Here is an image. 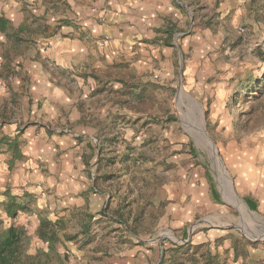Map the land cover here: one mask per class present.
I'll return each mask as SVG.
<instances>
[{
	"label": "rangeland",
	"instance_id": "374dc122",
	"mask_svg": "<svg viewBox=\"0 0 264 264\" xmlns=\"http://www.w3.org/2000/svg\"><path fill=\"white\" fill-rule=\"evenodd\" d=\"M209 1L190 0L199 28L154 31L101 71L108 114L68 146L81 172L61 188L86 203L37 214L54 246L32 214L0 212L27 230L25 264H264V0Z\"/></svg>",
	"mask_w": 264,
	"mask_h": 264
},
{
	"label": "crops",
	"instance_id": "0c3cea01",
	"mask_svg": "<svg viewBox=\"0 0 264 264\" xmlns=\"http://www.w3.org/2000/svg\"><path fill=\"white\" fill-rule=\"evenodd\" d=\"M189 4L197 9L190 0H0V212L15 200L37 220L57 198L68 212L86 203L67 205L61 188L81 172L70 176L68 146H83L79 132L98 131L108 114L98 76L136 39L194 31Z\"/></svg>",
	"mask_w": 264,
	"mask_h": 264
},
{
	"label": "trees",
	"instance_id": "16d2710c",
	"mask_svg": "<svg viewBox=\"0 0 264 264\" xmlns=\"http://www.w3.org/2000/svg\"><path fill=\"white\" fill-rule=\"evenodd\" d=\"M258 86L260 87L261 85ZM5 210L9 216L16 217L19 211L27 212L28 208L14 200L6 205ZM37 221L38 237L53 247L58 238L55 223L40 215H37ZM28 240V233L24 226L11 224L0 229V264H25L24 255L25 251H27V246L25 247L24 245ZM158 264H168L165 259V252ZM203 264H211V260L208 259Z\"/></svg>",
	"mask_w": 264,
	"mask_h": 264
},
{
	"label": "bare ground",
	"instance_id": "6f19581e",
	"mask_svg": "<svg viewBox=\"0 0 264 264\" xmlns=\"http://www.w3.org/2000/svg\"><path fill=\"white\" fill-rule=\"evenodd\" d=\"M207 138V137H206ZM213 141V140H212ZM244 202V201H243ZM246 205V204H245ZM247 209H248V206L246 205ZM249 210V209H248Z\"/></svg>",
	"mask_w": 264,
	"mask_h": 264
},
{
	"label": "built area",
	"instance_id": "2783aa9c",
	"mask_svg": "<svg viewBox=\"0 0 264 264\" xmlns=\"http://www.w3.org/2000/svg\"><path fill=\"white\" fill-rule=\"evenodd\" d=\"M108 38H109L108 36L105 37V39H108Z\"/></svg>",
	"mask_w": 264,
	"mask_h": 264
},
{
	"label": "water",
	"instance_id": "95a60500",
	"mask_svg": "<svg viewBox=\"0 0 264 264\" xmlns=\"http://www.w3.org/2000/svg\"><path fill=\"white\" fill-rule=\"evenodd\" d=\"M262 238H264V237H262Z\"/></svg>",
	"mask_w": 264,
	"mask_h": 264
}]
</instances>
